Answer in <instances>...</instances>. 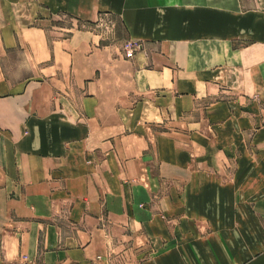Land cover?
Masks as SVG:
<instances>
[{
  "label": "crops",
  "instance_id": "1",
  "mask_svg": "<svg viewBox=\"0 0 264 264\" xmlns=\"http://www.w3.org/2000/svg\"><path fill=\"white\" fill-rule=\"evenodd\" d=\"M0 264H264V0H0Z\"/></svg>",
  "mask_w": 264,
  "mask_h": 264
},
{
  "label": "rangeland",
  "instance_id": "2",
  "mask_svg": "<svg viewBox=\"0 0 264 264\" xmlns=\"http://www.w3.org/2000/svg\"><path fill=\"white\" fill-rule=\"evenodd\" d=\"M107 20L108 21H104V23H101V25H99V28L102 29L104 33H109L107 31H108L109 27H111V24H113L117 28L120 26L119 22L115 19L109 18ZM69 21H70V18L66 15H63L59 18V20L57 22H60L63 24L64 22L68 23ZM123 45H124V43H123ZM122 48H123V46H122ZM123 51L125 52L124 48H123Z\"/></svg>",
  "mask_w": 264,
  "mask_h": 264
},
{
  "label": "built area",
  "instance_id": "3",
  "mask_svg": "<svg viewBox=\"0 0 264 264\" xmlns=\"http://www.w3.org/2000/svg\"><path fill=\"white\" fill-rule=\"evenodd\" d=\"M139 44L131 41H126L123 45V48L125 50V57L129 58L133 56V53L135 50L139 49Z\"/></svg>",
  "mask_w": 264,
  "mask_h": 264
}]
</instances>
